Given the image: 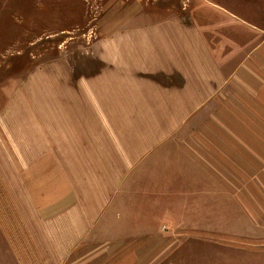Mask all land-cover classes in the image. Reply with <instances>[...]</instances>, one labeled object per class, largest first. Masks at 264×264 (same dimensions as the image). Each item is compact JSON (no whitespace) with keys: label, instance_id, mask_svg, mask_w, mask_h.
Wrapping results in <instances>:
<instances>
[{"label":"crops","instance_id":"obj_1","mask_svg":"<svg viewBox=\"0 0 264 264\" xmlns=\"http://www.w3.org/2000/svg\"><path fill=\"white\" fill-rule=\"evenodd\" d=\"M159 6L106 35L105 93L90 94L113 154L106 179L60 194L59 231L72 235L56 264H132V247L162 249L138 263L162 264L178 234L224 251L264 239V0Z\"/></svg>","mask_w":264,"mask_h":264},{"label":"rangeland","instance_id":"obj_2","mask_svg":"<svg viewBox=\"0 0 264 264\" xmlns=\"http://www.w3.org/2000/svg\"><path fill=\"white\" fill-rule=\"evenodd\" d=\"M163 1L175 0H0V264H56L72 235L59 231L60 194L75 192V180L80 189L106 179L113 154L106 105L99 95L92 107L90 94L105 93L106 35L141 9L162 15ZM178 235L184 245L162 264H264V239L224 251ZM149 252L156 259L162 249L132 247L131 263Z\"/></svg>","mask_w":264,"mask_h":264}]
</instances>
